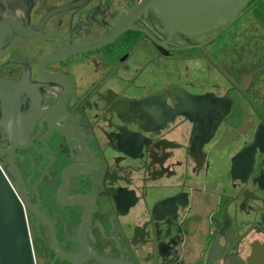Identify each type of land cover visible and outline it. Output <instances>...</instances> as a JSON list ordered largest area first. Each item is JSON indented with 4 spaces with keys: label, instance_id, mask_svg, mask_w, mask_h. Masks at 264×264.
<instances>
[{
    "label": "flooded vegetation",
    "instance_id": "obj_1",
    "mask_svg": "<svg viewBox=\"0 0 264 264\" xmlns=\"http://www.w3.org/2000/svg\"><path fill=\"white\" fill-rule=\"evenodd\" d=\"M140 1L0 0L35 264H264V0L191 32Z\"/></svg>",
    "mask_w": 264,
    "mask_h": 264
},
{
    "label": "water",
    "instance_id": "obj_2",
    "mask_svg": "<svg viewBox=\"0 0 264 264\" xmlns=\"http://www.w3.org/2000/svg\"><path fill=\"white\" fill-rule=\"evenodd\" d=\"M249 1L141 0L137 10L153 9L167 24L191 32L196 28H212L232 21ZM0 264H35L23 205L1 168Z\"/></svg>",
    "mask_w": 264,
    "mask_h": 264
}]
</instances>
